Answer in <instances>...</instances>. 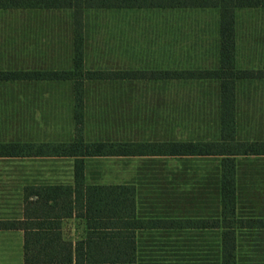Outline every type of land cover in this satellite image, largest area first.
Segmentation results:
<instances>
[{"label":"rangeland","instance_id":"rangeland-1","mask_svg":"<svg viewBox=\"0 0 264 264\" xmlns=\"http://www.w3.org/2000/svg\"><path fill=\"white\" fill-rule=\"evenodd\" d=\"M127 1L142 3L145 9L84 11L88 69L159 75L217 70L218 10L188 8L193 0ZM239 2L238 68L264 70V0ZM72 17V10L14 9L8 0H0V71L10 73L9 81H0V121L13 115L25 124L38 121L53 130L52 140L56 133L65 145L76 140L72 87L58 80L72 63ZM28 72L48 77L27 82ZM36 88H43L40 95L33 94ZM236 90L237 139L243 145L264 146V80L237 82ZM218 138L214 81L145 79L86 87V150L103 143L108 154H115L85 156L88 181L104 184L110 178L129 177L137 189L140 219L162 222L195 216L189 188L168 176L183 160L167 154L173 144ZM214 164L190 160L186 168L206 170ZM237 191V218L264 222V156L237 159ZM208 204L204 200L203 214ZM220 236V230L209 228L142 229L136 233L134 264H219ZM237 264H264V242H240Z\"/></svg>","mask_w":264,"mask_h":264},{"label":"trees","instance_id":"trees-1","mask_svg":"<svg viewBox=\"0 0 264 264\" xmlns=\"http://www.w3.org/2000/svg\"><path fill=\"white\" fill-rule=\"evenodd\" d=\"M14 9L72 10V63L59 81L72 87L73 128L76 140L70 144L50 142L36 148L33 144L13 141V156L47 155L74 157L75 188L48 189L50 198L62 201L65 215L75 214L89 220L97 232L73 248L72 243L60 237L47 239L25 237V262L27 264H134L137 262L136 233L142 229L191 230L200 228L221 231L219 264H237L240 242H264V222L237 218V159L264 156V146L243 145L237 139L238 93L237 82L264 80V70H240L237 63V11L239 0H193L188 8L218 10V66L213 72H173L153 74L90 70L85 64V9H145L143 4H130L127 0H8ZM136 6V7H135ZM158 7V5H156ZM167 7V6H166ZM148 9V8H147ZM9 72L0 71V81H9ZM27 82L47 79L46 73H27ZM186 79L218 83L219 138L215 142L173 144L168 156L181 159L168 176L181 187H187L194 202L195 216L185 220L152 222L140 219L137 211V189L134 185L113 187L91 186L85 179V156H113L106 144L87 146L83 139V120L86 106V87L91 83L132 80ZM177 78V79H176ZM25 90V89H24ZM27 90V89H26ZM40 95L43 88L34 89ZM40 97V96H38ZM17 103V102H13ZM15 108V107H13ZM14 111V110H13ZM14 116V115H13ZM17 118V117H16ZM14 118V119H16ZM112 148L113 146L110 145ZM4 145L0 144L3 150ZM7 150V149H6ZM5 151V150H4ZM116 155H119L118 153ZM190 160L215 162L212 169H187ZM84 164V165H83ZM204 200L209 201L206 216ZM218 209L214 210L215 206ZM199 216H204L202 219ZM15 228V225H13ZM107 228L108 232L101 231Z\"/></svg>","mask_w":264,"mask_h":264},{"label":"crops","instance_id":"crops-1","mask_svg":"<svg viewBox=\"0 0 264 264\" xmlns=\"http://www.w3.org/2000/svg\"><path fill=\"white\" fill-rule=\"evenodd\" d=\"M16 117L0 121V144L4 145L3 150L0 149V264H27L24 254L27 236L41 238L43 242L60 237L76 248L91 233L97 232L91 228L89 220L75 214L74 208L72 215H65L62 201L50 198L46 192L50 188H75L76 158L34 154L13 156V141L33 144L39 149V146L52 140L53 132L49 126L47 130L38 121H27L25 124ZM55 139L58 140L56 133L53 142H58ZM61 163L67 166H60ZM88 177V165L85 163L87 185L113 187L131 183L129 177L122 176L110 178L104 184H92ZM101 231L111 230L104 228Z\"/></svg>","mask_w":264,"mask_h":264}]
</instances>
